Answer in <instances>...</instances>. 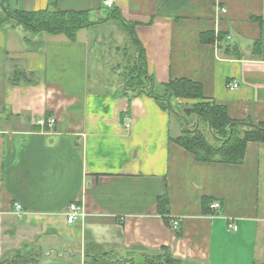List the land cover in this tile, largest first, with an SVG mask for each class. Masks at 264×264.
I'll return each mask as SVG.
<instances>
[{
	"label": "crops",
	"instance_id": "1",
	"mask_svg": "<svg viewBox=\"0 0 264 264\" xmlns=\"http://www.w3.org/2000/svg\"><path fill=\"white\" fill-rule=\"evenodd\" d=\"M103 1L7 0L24 13H87L95 24L74 41L1 22L0 6V263L142 264L166 248L180 264H264V143L247 142L240 164L199 162L174 143L179 108L195 101L172 98L170 111L155 99L186 79L230 120L264 125V0ZM112 22L132 49L126 73L141 57L133 86L108 87L97 65L90 77L92 31ZM18 71L27 81L11 84Z\"/></svg>",
	"mask_w": 264,
	"mask_h": 264
},
{
	"label": "trees",
	"instance_id": "2",
	"mask_svg": "<svg viewBox=\"0 0 264 264\" xmlns=\"http://www.w3.org/2000/svg\"><path fill=\"white\" fill-rule=\"evenodd\" d=\"M0 6L5 15L1 22L10 21L11 23L23 25L26 30L34 33L44 32L49 35H64L70 41L75 40L78 31L95 24L90 21L88 14L84 12L42 11L24 13L11 10L7 5V0H0ZM116 16H118L117 11L113 10L110 18ZM137 60H135L134 69L132 68L131 73L127 74L126 85H129L137 74L140 75L141 57L138 62ZM21 80L27 81L25 75L18 71L14 73L9 82L17 84ZM175 97L195 101L191 108H184L179 112L188 121L190 130H187L184 121L178 118L184 125V130L181 136L174 140L176 145L192 154L195 160L203 163L240 164L243 161L247 142L264 143L263 124L238 123L230 120L225 107L204 101L199 84L186 79L173 80L165 86L164 96L155 99L161 109L173 111L170 107V101ZM250 125H256L257 127H251ZM229 126H232L231 130ZM167 205L168 200L165 196L158 198V211L163 216L168 213ZM98 259L101 260L100 264H135L129 260H112L106 255H102ZM35 263H37L36 260L31 256L16 254L0 264ZM142 264H180V262L173 258L166 248H162L159 253L145 257Z\"/></svg>",
	"mask_w": 264,
	"mask_h": 264
},
{
	"label": "rangeland",
	"instance_id": "3",
	"mask_svg": "<svg viewBox=\"0 0 264 264\" xmlns=\"http://www.w3.org/2000/svg\"><path fill=\"white\" fill-rule=\"evenodd\" d=\"M105 13L108 14L109 10H105ZM112 25H116V26L113 27ZM117 25H118L117 23L112 22L107 26H103L100 29L97 30L95 29L92 31L99 41H98V46H90V48H92L91 58H93L90 68V77L92 79L96 77V75L94 74L96 71L95 66L97 65L96 68H98V72L101 73L102 75L104 74V76L100 74L98 78L101 80L103 79L107 83L108 87H115L116 82L117 84L126 82L125 80L128 77L127 74L131 73V70L129 68H127L128 71L126 73L125 64L127 62V57L125 55V51L132 54V49L131 46H125L122 43L123 40L118 39L117 36L119 33H118ZM21 26L23 25H20V27ZM132 63L133 65L135 64L133 60ZM106 69H107V73L108 70H112V72H114L112 73L113 75L112 74L105 75ZM133 85L134 84L133 83L131 84L130 82L129 86H133ZM179 109L182 110V108ZM204 132L206 133V131Z\"/></svg>",
	"mask_w": 264,
	"mask_h": 264
},
{
	"label": "built area",
	"instance_id": "4",
	"mask_svg": "<svg viewBox=\"0 0 264 264\" xmlns=\"http://www.w3.org/2000/svg\"><path fill=\"white\" fill-rule=\"evenodd\" d=\"M103 6L106 7V8H112V6H113L112 0H104L103 1ZM221 12L225 13L226 10H221ZM226 88L228 90H236L238 88V84L237 83H228L226 85ZM54 123H55V120L53 118H48L42 123V125L47 127L48 129H51V128H53ZM212 208L213 209H218L219 208V204L218 203H214L212 205ZM14 209L17 212L21 211V207L18 204L14 205ZM78 211H79V208L76 206V204H71L69 206V208L67 210V213H66V221H67L68 224H72V223L75 222L76 215H77ZM169 226H170V228L173 231H178V229H179V221L177 219H171V220H169ZM229 226L234 231L237 229L236 227L231 226V224Z\"/></svg>",
	"mask_w": 264,
	"mask_h": 264
},
{
	"label": "water",
	"instance_id": "5",
	"mask_svg": "<svg viewBox=\"0 0 264 264\" xmlns=\"http://www.w3.org/2000/svg\"><path fill=\"white\" fill-rule=\"evenodd\" d=\"M176 114V113H175ZM177 116L180 118V119H182L183 121H184V123L186 124V129L187 130H190V125H189V123H188V121L183 117V116H181V115H178L177 114ZM251 127H257L256 125H250ZM231 128H232V126H229V129L231 130Z\"/></svg>",
	"mask_w": 264,
	"mask_h": 264
}]
</instances>
